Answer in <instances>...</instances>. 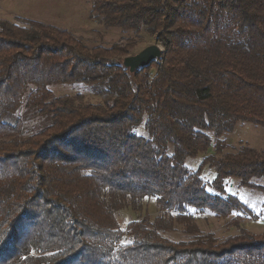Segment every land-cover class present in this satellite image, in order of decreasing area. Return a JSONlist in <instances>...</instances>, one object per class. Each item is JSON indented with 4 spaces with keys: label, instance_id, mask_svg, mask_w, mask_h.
Returning <instances> with one entry per match:
<instances>
[{
    "label": "trees",
    "instance_id": "1",
    "mask_svg": "<svg viewBox=\"0 0 264 264\" xmlns=\"http://www.w3.org/2000/svg\"><path fill=\"white\" fill-rule=\"evenodd\" d=\"M90 9L123 36L92 44L0 18V264H264V233L221 240L192 213H249L228 179L264 192L255 183L264 150L226 152L223 140L242 123L264 128V0H94ZM149 38L164 55L131 73L122 59ZM63 84L101 101L56 96ZM23 108L42 118L36 132L17 116ZM146 198L160 213L123 230L119 211L141 212Z\"/></svg>",
    "mask_w": 264,
    "mask_h": 264
},
{
    "label": "rangeland",
    "instance_id": "2",
    "mask_svg": "<svg viewBox=\"0 0 264 264\" xmlns=\"http://www.w3.org/2000/svg\"><path fill=\"white\" fill-rule=\"evenodd\" d=\"M93 1L0 0V18L20 25L24 24L22 23L23 20L37 21L68 29L92 44L103 42L111 45L121 38L123 34L119 30L105 29L100 24L99 18L91 17L90 8ZM155 43H158L163 49V46L157 42V38H149L144 43H140L131 55L137 54ZM53 92L56 96L82 94L85 102L101 101V98L96 96L91 88L82 84L58 85L53 87ZM24 111V108L21 109L17 116L24 120L26 132L29 133L30 130L36 132L34 130H37L42 125V118L39 115H28ZM136 132L144 136L148 134L144 125L137 128ZM223 140L229 145L226 152H230L242 144L264 150V128L250 123H242L237 125L233 133L225 135ZM213 154H215L214 146L206 154L187 159L186 166L190 170L196 171L199 169L203 159ZM216 177V170L209 165L206 166L203 171V180L211 191H213L212 183ZM255 183L264 185V179L256 180ZM226 192L244 203L250 212H234L228 218H218L211 212L203 213L192 210L201 231L206 234H214L221 240L238 235L242 229L257 235L264 233V192L244 187L238 179H228L226 181ZM143 207L141 212H135L131 208L119 211L118 222L123 230L127 228L129 223L137 221L145 215L155 218L160 213L155 199L146 198L143 202ZM170 236L177 240L185 238L180 232H174Z\"/></svg>",
    "mask_w": 264,
    "mask_h": 264
},
{
    "label": "water",
    "instance_id": "3",
    "mask_svg": "<svg viewBox=\"0 0 264 264\" xmlns=\"http://www.w3.org/2000/svg\"><path fill=\"white\" fill-rule=\"evenodd\" d=\"M163 55L164 49L158 43H155L137 54L125 57L123 59V66L129 69L131 73H135L138 69L148 67L154 61H159Z\"/></svg>",
    "mask_w": 264,
    "mask_h": 264
}]
</instances>
